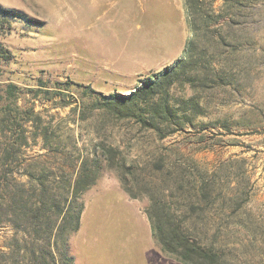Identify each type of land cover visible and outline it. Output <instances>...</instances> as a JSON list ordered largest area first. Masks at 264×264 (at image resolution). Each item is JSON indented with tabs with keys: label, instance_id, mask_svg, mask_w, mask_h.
I'll list each match as a JSON object with an SVG mask.
<instances>
[{
	"label": "rangeland",
	"instance_id": "374dc122",
	"mask_svg": "<svg viewBox=\"0 0 264 264\" xmlns=\"http://www.w3.org/2000/svg\"><path fill=\"white\" fill-rule=\"evenodd\" d=\"M244 2L264 13V0ZM223 5L215 0L218 10ZM0 6L25 16L0 19V43L9 51L0 57V98L9 84L17 85L22 109L39 114L62 136H74L84 157L114 147L137 177L130 176L137 198L123 189L117 172L105 168L84 194L81 230L71 240L76 264H184L157 248L146 212L150 196L142 186L161 192L165 185L166 201L182 200L174 180L184 177L191 181L192 200L204 207L203 176L212 181L216 202L200 230L209 238L221 234L229 264H264V61L249 69L242 94L230 86L208 90L205 116L190 114L193 125L160 139L135 118L99 108L98 96L83 91L91 86L105 95H128L183 57L190 38L183 0H0ZM250 11L235 18L240 23L232 33L247 36L255 26ZM244 49L248 58L252 48ZM25 127L30 144L24 159L62 163L47 156L41 138L33 139L31 123ZM26 162L16 171L22 180ZM158 163L162 171L155 169ZM13 235L10 226L0 228V250Z\"/></svg>",
	"mask_w": 264,
	"mask_h": 264
},
{
	"label": "trees",
	"instance_id": "16d2710c",
	"mask_svg": "<svg viewBox=\"0 0 264 264\" xmlns=\"http://www.w3.org/2000/svg\"><path fill=\"white\" fill-rule=\"evenodd\" d=\"M244 1L248 0H224L218 10L215 0H183L190 33L183 57L141 81L128 95H105L89 86L84 96H98L99 108L121 118H135L160 139L183 130L187 124L193 125L190 114L205 116L202 100L208 90L230 86L242 94L249 69L263 64L264 13ZM244 9L251 10L248 16L254 18L255 24L246 37L232 33L240 23L235 18L243 16ZM1 18L25 16L0 6ZM246 44L252 48L248 58L242 55ZM8 55L0 43V57ZM17 91V85L9 84L6 97L0 98V228L8 225L14 231L6 248L0 250V264H76L71 240L81 230L84 194L98 183L105 168L117 172L123 189L137 198L130 176L137 177L128 167L127 158L114 147L105 146L92 157H84L74 136H62L39 114L23 110ZM182 92L184 95H179ZM189 92L193 96H188ZM28 123L35 128L33 139H42L47 156L53 153L54 160L62 161L57 167L49 166L41 157L24 159L23 150L30 144L25 127ZM23 161H27L23 163L25 180L16 175ZM155 169L162 171L163 164H156ZM174 181L183 194L178 196L182 200L166 201L162 197L168 191L165 185L162 193L150 185L142 186L150 196L146 212L154 240L162 252L184 264H229L228 251L219 244L221 234L209 238L199 228L205 221L206 209L216 202L212 181L205 176L200 180L199 196L204 207L192 200L191 191L187 192L191 181L185 182L184 177Z\"/></svg>",
	"mask_w": 264,
	"mask_h": 264
},
{
	"label": "crops",
	"instance_id": "0c3cea01",
	"mask_svg": "<svg viewBox=\"0 0 264 264\" xmlns=\"http://www.w3.org/2000/svg\"><path fill=\"white\" fill-rule=\"evenodd\" d=\"M156 246H157V248L159 249L160 246H159L158 244H156ZM160 249H161V248H160ZM161 251H162V250H161ZM151 258H154V255H151ZM90 261H91V260L89 259V264H91Z\"/></svg>",
	"mask_w": 264,
	"mask_h": 264
}]
</instances>
